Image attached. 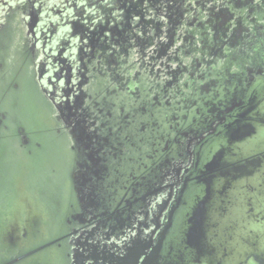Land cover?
I'll return each mask as SVG.
<instances>
[{"label":"water","instance_id":"95a60500","mask_svg":"<svg viewBox=\"0 0 264 264\" xmlns=\"http://www.w3.org/2000/svg\"><path fill=\"white\" fill-rule=\"evenodd\" d=\"M9 34L0 43V226L22 194L38 212L2 231L18 250L0 264H264V78L249 81L224 62L215 83L172 82L167 104V82L143 77L138 97L118 94L113 104L148 107L151 98V115L134 118L129 141L114 139L119 158L99 160L42 85L29 40ZM111 83L95 76L90 92L102 99ZM216 104L233 115L192 151L210 130L201 116ZM88 169L86 192L79 177ZM97 226L105 233L76 241Z\"/></svg>","mask_w":264,"mask_h":264},{"label":"flooded vegetation","instance_id":"af4514ba","mask_svg":"<svg viewBox=\"0 0 264 264\" xmlns=\"http://www.w3.org/2000/svg\"><path fill=\"white\" fill-rule=\"evenodd\" d=\"M161 8L166 12L162 14ZM12 29L20 31L24 41L29 40L36 70L43 72L42 85L63 110L65 123L85 129L90 136L85 142L89 154L99 160L107 148L102 140H109L103 134L111 131L113 135L114 131L119 136L129 135L127 125L145 114L141 112L143 105L137 108L136 103L128 108L119 102L117 109L114 98L110 102L111 88L117 86L125 89L123 94L138 97V81L146 77L151 83L157 76L167 82L168 104L177 87L172 82L190 88L188 80L203 82L206 76L205 83H215L219 77L214 72L224 62L232 61L233 71L244 72L249 81H254L253 74L261 77L264 73V0H0V42ZM146 43L158 49L151 53V48L143 46ZM139 52L140 67L146 75L138 73V62L133 61ZM124 57L128 58L126 75H119L116 72L121 71ZM130 66L134 70L128 73ZM100 73H110L115 80L102 99L90 92L95 74ZM224 109L218 114L206 111L215 114L217 121L192 143V151L229 119L228 108ZM145 110L151 115V98ZM98 111L105 122L93 121ZM115 112L120 119L118 128L108 130L105 123L114 119ZM2 118L0 112V121ZM21 138L26 143V136ZM83 173L79 177L84 178L81 188L88 192L92 174L90 170ZM94 229L80 233L76 241L105 233L104 227ZM79 255L84 259L89 253L81 249Z\"/></svg>","mask_w":264,"mask_h":264},{"label":"rangeland","instance_id":"374dc122","mask_svg":"<svg viewBox=\"0 0 264 264\" xmlns=\"http://www.w3.org/2000/svg\"><path fill=\"white\" fill-rule=\"evenodd\" d=\"M252 11H254V10H252ZM240 37H241V35H240ZM10 38H12V36H11V34H8V35H6V37H3V40H5L6 43H8ZM245 49H246V47L244 48V50ZM167 97L168 96H166V98ZM141 105H142V102L137 100L135 107L139 108ZM217 106L216 107L209 106V108H210L209 111L210 112H216V114H218L217 112H219V108H220L221 105H219L218 107ZM145 109H146V107L142 106L141 112L145 113L146 112ZM224 110H226V109H224ZM227 111H229V113L232 112L230 110H227ZM209 114H211V113H209ZM137 118L141 119L143 117L142 116H138ZM125 120L128 121L129 119L127 117H125ZM111 121L105 123V126L108 128V130L109 129L110 130L113 129V128L111 129V127H112L111 124H110ZM203 122H205V120H203ZM0 125H1V123H0ZM129 128H130V124L127 125V129H129ZM129 130H131V129H129ZM111 133L112 132L109 131L108 134H105V136H106L105 138L106 139H110L111 137L113 138L114 135L116 137H120L119 135L117 136L116 134H114V131H113V135H110ZM103 138H104V136H103ZM102 141H103V145H105V144L109 145L110 144L109 140L107 142L105 141V139L102 140ZM119 150L125 151L123 148H119V146H118L117 149H116V152H118ZM126 171L124 173H126ZM37 207H38L37 200H35L33 198H29V197L27 198L23 194L20 195L17 199H15V203H14L13 208H11V209H9V210H7L5 212V214H4L5 218H4L3 224L0 226V235L2 234L3 230H6L8 228L10 223H23L24 222L23 225L26 227L27 220L30 219V218H34V216H36V213L38 212L37 211L38 210ZM17 250L18 249L15 246L11 245L8 241L0 240V258H4V259H8L9 260L10 258H12V256L14 254L17 253ZM20 264H26V261H22Z\"/></svg>","mask_w":264,"mask_h":264},{"label":"trees","instance_id":"16d2710c","mask_svg":"<svg viewBox=\"0 0 264 264\" xmlns=\"http://www.w3.org/2000/svg\"><path fill=\"white\" fill-rule=\"evenodd\" d=\"M161 12H162V14L163 13H165L166 12V10H164L163 8H161ZM143 46H145V49H147V48H151V53H152V51L154 50V49H158V47H157V45H154V46H149V44L148 43H146L145 45H143ZM140 56H141V53L139 52L138 54H137V58L135 57H133L134 58V60L133 61H137L138 62V64H137V71H138V73H140V74H144V75H146V72H145V70H142L141 69V62H139V60L141 61V59H140ZM128 58H126V57H124L123 58V64L121 65V71H119V70H117V74H119V75H124L125 74V70H124V68H126V63H127V60ZM103 73V72H102ZM136 73V72H135ZM126 75V74H125ZM95 76H99V77H102L103 76V74H99V75H96L95 74ZM147 77H149L148 75H147ZM107 78L110 80V81H112V82H114L115 80H113L114 79V76L112 75V74H108L107 75ZM261 78H264V73L261 75ZM137 79V78H136ZM114 84H115V82H114ZM125 92V89H124V91L123 90H121L120 88H117V86L116 87H114V88H111V93L113 94L112 95V97L110 98V102H112V99L113 98H115L116 96H117V94L118 93H120V94H123ZM191 92V91H190ZM169 95V94H168ZM167 95V96H168ZM224 106H220V109H219V113L220 112H225V110H224ZM205 115V116H204ZM204 115H202L201 116V118L203 119V120H205L206 121V127L207 128H209L210 127V125L212 124V123H215V121H217L216 119H217V116L214 114H204ZM233 114H231V113H229V119H230V116H232ZM94 117L96 118L95 120L96 121H98L99 123L101 122L102 123V121H104V117L101 115V113L98 111V112H96V114L94 115ZM200 118V119H201ZM112 119H113V117H112ZM201 119V120H202ZM228 119V120H229ZM94 120V121H95ZM109 120H111V118L109 119ZM228 120L227 121H225L224 123L225 124H227L228 123ZM131 121H132V119H131ZM224 124V125H225ZM100 125V124H99ZM205 127V128H206ZM118 128V127H117ZM122 129H124V127L122 128ZM103 133H105V132H103ZM101 134V133H100ZM106 134V133H105ZM103 136L104 137H106L104 134H103ZM115 136V135H114ZM118 136V135H117ZM121 137V139L123 140V142H126V141H129V135H121L120 136ZM120 137H116V138H110L109 139V142H110V144L109 145H107V148H105V151L103 152L105 155H108V153H110V155L111 156H113V154L115 155V156H117L118 158H119V156L117 155V153L116 152H114V150L116 151V149H117V144L115 145V143H113L114 142V139L116 140V139H120ZM106 158V157H105ZM118 161V160H117ZM113 162L112 164L113 165H115V164H117L118 162ZM108 164L109 163H105V165H107L108 166ZM110 166V165H109ZM116 168H117V166H116Z\"/></svg>","mask_w":264,"mask_h":264}]
</instances>
